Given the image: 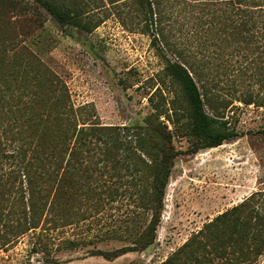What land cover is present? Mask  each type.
Listing matches in <instances>:
<instances>
[{
	"label": "trees",
	"instance_id": "trees-1",
	"mask_svg": "<svg viewBox=\"0 0 264 264\" xmlns=\"http://www.w3.org/2000/svg\"><path fill=\"white\" fill-rule=\"evenodd\" d=\"M118 7L124 0H107ZM139 30L183 105L164 113L190 151L236 135L223 119L234 102L264 108V0H130ZM32 2L34 3L32 4ZM130 4V3H129ZM76 0H0V246L42 223L84 220L102 200L127 195L144 221L112 259L152 243L173 159L172 132L149 113L142 124L104 125L76 113L64 83L23 43L43 10L60 26L90 31ZM197 8L205 55L166 39L169 8ZM168 52V53H167ZM179 112V113H177ZM83 206V208H81ZM6 233L10 235H6ZM264 253V191L250 192L193 232L158 264H254Z\"/></svg>",
	"mask_w": 264,
	"mask_h": 264
},
{
	"label": "rangeland",
	"instance_id": "rangeland-1",
	"mask_svg": "<svg viewBox=\"0 0 264 264\" xmlns=\"http://www.w3.org/2000/svg\"><path fill=\"white\" fill-rule=\"evenodd\" d=\"M76 1L87 3L82 18L90 31L60 26L41 10L42 23L24 45L60 78L72 107L87 122L142 124L147 114L163 113L160 119L180 153L164 187L155 237L144 249L109 260L92 254L129 244L143 224L146 212L118 192L111 201L105 197L100 209L89 208L91 214L84 220L56 227L42 223L4 243L0 264H158L216 214L252 191H264V108L234 102L223 119L236 135L217 146L190 151L189 138L174 132L164 116L183 102L176 85L162 75L149 37L138 28L136 5L130 0L118 7L107 0ZM196 9L184 8V17L177 20L169 8L164 25L170 45L178 43L200 58L207 53L206 36ZM254 264H264V253Z\"/></svg>",
	"mask_w": 264,
	"mask_h": 264
}]
</instances>
